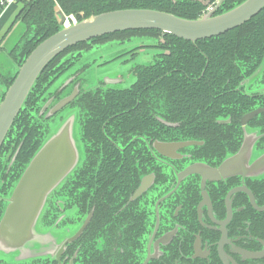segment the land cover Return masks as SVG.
<instances>
[{
	"label": "flooded vegetation",
	"instance_id": "obj_1",
	"mask_svg": "<svg viewBox=\"0 0 264 264\" xmlns=\"http://www.w3.org/2000/svg\"><path fill=\"white\" fill-rule=\"evenodd\" d=\"M195 1L206 6L202 18L223 2ZM157 32L93 43L62 59L54 83L94 47L152 37L161 50L150 64L131 70L135 81L127 88L87 89L81 72L60 90L50 91L54 83L48 88L38 111L48 132L42 146L56 133L54 117L66 108L77 110L84 160L80 164L77 151V167L47 198L35 240L15 253L21 260L15 264H264V55L250 69L235 61L241 79L225 92L218 83H201L208 61L197 76L199 64L186 65L179 62L183 55H174L167 39L172 34ZM180 39L195 44L212 38ZM215 63L219 76L221 64ZM87 97L110 115L102 141L96 130L89 136L96 143L91 150L82 135ZM65 100L70 101L56 111ZM69 120L75 121L63 118L61 127ZM189 127L200 133L189 135ZM78 171L79 189L57 192Z\"/></svg>",
	"mask_w": 264,
	"mask_h": 264
},
{
	"label": "trees",
	"instance_id": "obj_2",
	"mask_svg": "<svg viewBox=\"0 0 264 264\" xmlns=\"http://www.w3.org/2000/svg\"><path fill=\"white\" fill-rule=\"evenodd\" d=\"M245 0H223L222 5L218 8L215 15H221L229 11ZM60 9L67 15H77L80 20L89 19L92 16L105 14V12L134 10V9H153L161 12L170 13L176 17L188 20L201 19L202 12L206 9L203 3L195 0H29L24 1L21 11L17 14L16 22L21 21L27 25V33L25 37H21L16 47L9 53L10 58L19 70L21 64L28 58L32 51L50 36L60 32V22L58 13ZM83 13L84 17H80ZM33 33L28 37L29 33ZM135 34L158 35L155 30H135L122 31L120 33L106 35V37L98 38L96 41L89 43H81L76 47L66 50L62 55L54 59L48 66L46 71L37 80L32 92L28 96L26 103L22 107L20 114L14 122L12 129L8 133L5 144L0 151V183L4 182L3 188H0V219L7 207V198H9L21 178L24 169L32 160L35 152L42 146L47 130L38 120L39 105L44 99V95L48 88L54 83L55 75L62 69L59 64L62 59L69 54H74L80 50L87 49L93 43H103L106 40H118L120 37L135 36ZM170 41L171 49L175 50L174 55H183V59L179 62L188 64H199L195 66L197 76L206 66V62L210 63L206 70L201 83L207 86H221L224 91L229 88L233 89V85L240 82L241 77L235 76V71L239 69L234 65L235 61H242L243 65L249 69L254 65L252 63H260L264 55V10L253 18V20L240 26L238 29L232 30L223 36L212 38L209 41H200L192 44L176 38L173 35H167ZM215 61H219L222 71L219 76L215 75ZM68 62V61H66ZM56 69V70H55ZM192 75V69L187 71ZM10 74V73H8ZM18 72L10 74V76H0V83L7 90L16 78ZM155 81V79L153 80ZM4 91L0 96V102L3 101ZM229 96L236 94L226 93ZM229 99V97H226ZM234 99V98H233ZM87 117L83 126V137L88 143L89 150L92 145L96 144L89 139V136L96 130L97 135H102V127L106 120L110 117L105 112H101L95 106L94 101L90 98H84ZM113 126V125H112ZM213 126L210 125V128ZM189 135L196 137L200 132L198 127H189ZM113 128H107V133H111ZM99 136L98 140L102 138ZM95 140V139H94ZM96 141V140H95ZM102 141V140H101ZM21 147V148H20ZM20 148V152L16 156L15 164L7 174L6 170L10 168V163L15 152ZM79 172V171H78ZM77 172V173H78ZM79 174V175H78ZM74 174L65 181L63 187L57 192L69 190H78L80 183V175ZM118 179H112L113 184ZM74 186V187H73Z\"/></svg>",
	"mask_w": 264,
	"mask_h": 264
},
{
	"label": "water",
	"instance_id": "obj_3",
	"mask_svg": "<svg viewBox=\"0 0 264 264\" xmlns=\"http://www.w3.org/2000/svg\"><path fill=\"white\" fill-rule=\"evenodd\" d=\"M220 5L206 17L194 20L153 9L105 12L89 19L77 20L69 29L64 26L65 17L60 10V32L48 37L32 51L19 67L13 84L0 102V150L37 80L47 66L66 50L105 35L135 30H157L191 42L207 40L238 29L264 10V0H245L233 9L215 15ZM68 101L65 100L56 111ZM73 129L71 120L65 122L49 137L24 171L0 223V252L7 255L22 253L24 245L35 240L34 228L47 198L78 165L79 155ZM169 150L166 148L163 152ZM242 151L247 152L248 146Z\"/></svg>",
	"mask_w": 264,
	"mask_h": 264
},
{
	"label": "rangeland",
	"instance_id": "obj_4",
	"mask_svg": "<svg viewBox=\"0 0 264 264\" xmlns=\"http://www.w3.org/2000/svg\"><path fill=\"white\" fill-rule=\"evenodd\" d=\"M15 6L22 8L20 3L16 4ZM62 12L67 15L64 11ZM74 16L77 17V15ZM82 17H84L83 14ZM14 19L15 16L10 18L8 20V24H6V27H3L2 31L0 32V39L9 38L6 45V51L8 53H10L16 47L17 43L21 41V37H25L27 33V25L25 23L18 21L16 22V25L13 26ZM77 19L80 21L79 17H77ZM32 35L33 33L31 32L28 34V37H31ZM155 44L156 39L150 37L135 38L131 42H126L123 44L112 42L103 46L94 47L89 52H85L83 57L75 63L72 69L67 71L60 79L55 81V83L51 86L50 91L54 92L57 89L60 90L62 84L65 85L69 83L73 79L71 76L77 75L78 72H81L80 78L82 81H84V86L87 89H96L98 87H102L104 89H107V87H113L117 89L127 88L135 81L134 77L131 76V70L138 64H150L153 61L154 56L161 52L160 49L155 48ZM138 46H143V48L136 49V51H134L135 47ZM10 66V60L7 59L5 55H2L0 58V76H3L4 74V76H10L11 73L15 74L18 72V68H16L15 65H12V68H10ZM87 66H89V68L84 70V68ZM263 69L264 65L262 67V70ZM9 71L10 74H8ZM255 87L256 84L254 88ZM4 91H6L5 86L0 83V96ZM70 92L71 88L68 87L64 94L66 95ZM79 115V111L66 108L56 117H54L53 121L50 123V126H52V128L57 131L61 127L63 118L75 120L73 122V137L74 141H76L78 151L80 152V164H82L84 160V147L82 141L80 140L81 130L79 126ZM16 254L14 253L7 255L0 252V260L4 261V264L18 263L20 257H18Z\"/></svg>",
	"mask_w": 264,
	"mask_h": 264
},
{
	"label": "crops",
	"instance_id": "obj_5",
	"mask_svg": "<svg viewBox=\"0 0 264 264\" xmlns=\"http://www.w3.org/2000/svg\"><path fill=\"white\" fill-rule=\"evenodd\" d=\"M15 7L16 6H12L8 9H0V32L2 31L3 27H6V24H8V20L10 18H13V16H15V18H16L17 14L21 11V7L20 8H18V7L15 8ZM14 21H15V19H14ZM13 26H14V24H13ZM8 40H9V38L0 39V58L2 57V55H5V57L10 60V63H11L10 68H12V65H15V64H14L13 60L10 58V56H9L10 54L6 51V45H7ZM8 73H10V71Z\"/></svg>",
	"mask_w": 264,
	"mask_h": 264
},
{
	"label": "built area",
	"instance_id": "obj_6",
	"mask_svg": "<svg viewBox=\"0 0 264 264\" xmlns=\"http://www.w3.org/2000/svg\"><path fill=\"white\" fill-rule=\"evenodd\" d=\"M24 1H29V0H0V9H8L12 6H15L16 4L20 3L21 5H23ZM65 17V28L69 29L70 27H72L74 24H76L77 22V17L74 15H70L67 16L64 14Z\"/></svg>",
	"mask_w": 264,
	"mask_h": 264
}]
</instances>
